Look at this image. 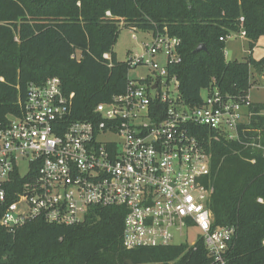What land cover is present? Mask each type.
Wrapping results in <instances>:
<instances>
[{
  "label": "trees",
  "instance_id": "16d2710c",
  "mask_svg": "<svg viewBox=\"0 0 264 264\" xmlns=\"http://www.w3.org/2000/svg\"><path fill=\"white\" fill-rule=\"evenodd\" d=\"M122 21L134 31L180 40L181 62L170 71L190 106L200 105L202 91L212 87L223 96L246 97L252 68L264 71V57L253 58L264 37V0H0V123L20 115L30 84L53 77L66 95L74 94L71 119L96 120V107L125 92L133 69L114 51ZM243 31L248 59L227 61L226 39ZM200 45L206 50L197 52ZM262 111L264 103H254L246 127L264 137ZM211 153L213 228L237 231L228 262L264 264V157L237 142H212ZM3 212L0 206V220ZM126 212L95 206L75 225L37 219L14 232L0 225V264H214L202 238L192 245L126 249Z\"/></svg>",
  "mask_w": 264,
  "mask_h": 264
},
{
  "label": "built area",
  "instance_id": "2783aa9c",
  "mask_svg": "<svg viewBox=\"0 0 264 264\" xmlns=\"http://www.w3.org/2000/svg\"><path fill=\"white\" fill-rule=\"evenodd\" d=\"M179 45L152 33L127 60L152 75L129 78L124 93L96 107L94 121L71 119L74 94L63 92L60 78L29 85L20 115L0 123L2 227L14 232L37 219L70 226L92 207H125L126 249L187 243L174 239L195 228L214 264H229L237 231L212 225L211 143L237 142L264 157V137L246 127L254 105L248 96L212 87L200 105L186 104L170 71L181 62Z\"/></svg>",
  "mask_w": 264,
  "mask_h": 264
},
{
  "label": "rangeland",
  "instance_id": "374dc122",
  "mask_svg": "<svg viewBox=\"0 0 264 264\" xmlns=\"http://www.w3.org/2000/svg\"><path fill=\"white\" fill-rule=\"evenodd\" d=\"M120 35L116 46L114 48L115 53L120 61H127L129 58L141 54L143 52V44L150 42L152 38V32L150 31H134L130 28L124 27V22L120 23ZM136 37L135 39L133 37ZM225 56L227 61H239L245 62L249 55V42L245 37L239 34H233L226 39ZM264 57V37L261 38L254 50L253 58L260 60ZM162 62V59H158ZM252 83L251 88L247 94L250 100L254 103H264V71L260 72L257 69L252 68ZM153 70L145 65L137 66L130 70L129 78L133 81H140L146 79L152 75ZM207 93L202 92V96L205 97ZM26 166L22 171H26ZM198 240V231L193 228L184 232L183 236H176L174 244L187 242L192 245Z\"/></svg>",
  "mask_w": 264,
  "mask_h": 264
},
{
  "label": "water",
  "instance_id": "95a60500",
  "mask_svg": "<svg viewBox=\"0 0 264 264\" xmlns=\"http://www.w3.org/2000/svg\"><path fill=\"white\" fill-rule=\"evenodd\" d=\"M200 50H206L205 46H204V45H200V46L197 48V52L200 51Z\"/></svg>",
  "mask_w": 264,
  "mask_h": 264
}]
</instances>
